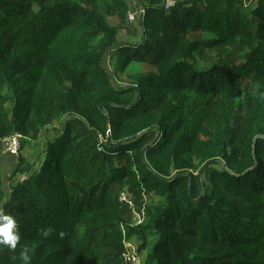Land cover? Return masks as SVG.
I'll list each match as a JSON object with an SVG mask.
<instances>
[{"label":"trees","instance_id":"1","mask_svg":"<svg viewBox=\"0 0 264 264\" xmlns=\"http://www.w3.org/2000/svg\"><path fill=\"white\" fill-rule=\"evenodd\" d=\"M16 134L0 264H129L133 242L142 264H264V0H0V143Z\"/></svg>","mask_w":264,"mask_h":264},{"label":"rangeland","instance_id":"2","mask_svg":"<svg viewBox=\"0 0 264 264\" xmlns=\"http://www.w3.org/2000/svg\"><path fill=\"white\" fill-rule=\"evenodd\" d=\"M138 6L137 2H133L132 3V9L135 10ZM136 29H138V26H134ZM109 62L107 61L106 64H108ZM135 70L138 71H150L149 67L146 66H140V67H136L134 68ZM61 122L57 123L56 125H54L52 128H50L48 131H45L44 134L46 135V138L44 140H42V145L40 142L38 143H33V145H27L26 146V151H25V155H27L26 157L29 159L31 158L32 162H34L35 167H39L40 166V161L44 155V150L46 149L45 147V142L46 139L48 138V140H52V138H54V133H59V130L61 128ZM0 166L4 167V174H2L5 180H7L5 182L6 188L8 189L9 186L14 185L15 183H17L16 178L15 180H13V182H10V178L14 172V166L17 167L18 163H19V159L12 157L10 155L5 154V147L4 144L1 142L0 143ZM22 153V151H21ZM20 153V154H21ZM20 156V155H19ZM15 167V168H16ZM0 173H2L1 169H0ZM6 174H10L9 178L8 176H6ZM9 192V190H7ZM160 199L159 198H155V201L158 202ZM138 247H139V243L138 242H133L132 244V248L136 249L138 251ZM140 259L142 260V262H144V257H145V252H139L138 253Z\"/></svg>","mask_w":264,"mask_h":264},{"label":"built area","instance_id":"3","mask_svg":"<svg viewBox=\"0 0 264 264\" xmlns=\"http://www.w3.org/2000/svg\"><path fill=\"white\" fill-rule=\"evenodd\" d=\"M174 5L175 0H166L167 9L172 8ZM145 13L146 9L137 7L132 13H130L129 20L136 23L138 18H143L145 16ZM21 139L22 136L16 134L10 138L2 140V143L5 147V152L12 157H18L21 151ZM122 201L128 202V197L126 194H122ZM142 221L143 217L141 215H137V224H141ZM125 248L127 251L126 260L129 264H142V260L140 259L137 250L132 248V243H127Z\"/></svg>","mask_w":264,"mask_h":264},{"label":"clouds","instance_id":"4","mask_svg":"<svg viewBox=\"0 0 264 264\" xmlns=\"http://www.w3.org/2000/svg\"><path fill=\"white\" fill-rule=\"evenodd\" d=\"M44 235H48V232L45 231ZM19 241L20 235L16 219L0 209V246H7L9 250H15ZM28 252L27 247L20 252L22 264H31V257Z\"/></svg>","mask_w":264,"mask_h":264},{"label":"crops","instance_id":"5","mask_svg":"<svg viewBox=\"0 0 264 264\" xmlns=\"http://www.w3.org/2000/svg\"><path fill=\"white\" fill-rule=\"evenodd\" d=\"M144 17H145V16H144ZM54 134H57V133H54ZM57 136H58V134H57V135H54V138H52V139H55ZM45 138H46V135L43 134L39 142L42 144V140H44ZM48 141H49V140H48V138H47V139H46V142H45V147H47V143H48ZM30 145H33V143L30 144ZM42 145H44V144H42ZM0 150H2V149H0ZM45 150H46V149H45ZM45 150H44V151H45ZM25 151H26V149H24V151H23L24 155H25ZM7 155H8V154H7ZM26 156H27V155H25L24 157H25L29 162L34 163V162H32L31 158L28 159V158H27L28 156H27V157H26ZM41 160H42V159H41ZM15 167H16V166H14V169H15ZM0 169H1V171H2V174H4V171H3V170H4V167H3V166H0ZM2 169H3V170H2ZM6 176H8V174H6ZM9 176H10V174H9ZM9 176H8V178H9ZM2 177L4 178L5 176L2 175ZM4 181L6 182L7 180L4 179Z\"/></svg>","mask_w":264,"mask_h":264}]
</instances>
